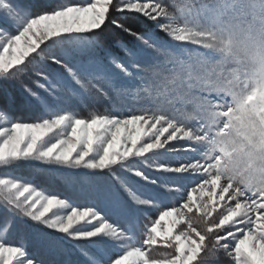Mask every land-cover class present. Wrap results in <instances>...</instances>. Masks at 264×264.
<instances>
[{
  "label": "snow or ice",
  "instance_id": "6c2138e0",
  "mask_svg": "<svg viewBox=\"0 0 264 264\" xmlns=\"http://www.w3.org/2000/svg\"><path fill=\"white\" fill-rule=\"evenodd\" d=\"M241 35L264 43V0H0V264H264V74L241 73ZM195 63V119L149 101Z\"/></svg>",
  "mask_w": 264,
  "mask_h": 264
},
{
  "label": "clouds",
  "instance_id": "9594fccd",
  "mask_svg": "<svg viewBox=\"0 0 264 264\" xmlns=\"http://www.w3.org/2000/svg\"><path fill=\"white\" fill-rule=\"evenodd\" d=\"M238 39L242 49L241 73L264 74V43L259 49L257 47L245 49L246 37L241 35ZM211 74V68L205 67L202 63L185 64L168 72L160 71L149 85L148 99L158 108L175 109L177 117L184 121L195 119L198 105L202 101L193 94V89L199 88Z\"/></svg>",
  "mask_w": 264,
  "mask_h": 264
},
{
  "label": "rangeland",
  "instance_id": "374dc122",
  "mask_svg": "<svg viewBox=\"0 0 264 264\" xmlns=\"http://www.w3.org/2000/svg\"><path fill=\"white\" fill-rule=\"evenodd\" d=\"M49 2H55V0H49ZM72 2H78V0H72ZM152 23V22H150ZM116 51H119V50H116ZM28 83H31V81H27ZM105 107V105H98V109L97 110H103ZM79 115L81 116H84V117H87L88 115H90V112L85 109L84 107H80L79 108ZM44 177L41 176V177H38L37 178V183H39L40 185L42 186H46V182H50L49 180L47 181V179H43ZM42 179V180H40ZM61 186V187H60ZM60 186L58 188H49V191H59L62 195H65L67 197H69L70 199H72L73 201H76V202H83L85 200V197L82 196L80 194V192L74 188H68V187H65L64 185L60 184Z\"/></svg>",
  "mask_w": 264,
  "mask_h": 264
},
{
  "label": "trees",
  "instance_id": "16d2710c",
  "mask_svg": "<svg viewBox=\"0 0 264 264\" xmlns=\"http://www.w3.org/2000/svg\"><path fill=\"white\" fill-rule=\"evenodd\" d=\"M43 179H47V178L44 177ZM40 180H42V179H40ZM47 181H48V179H47ZM45 183H46V186H48V187H50V188H54V189H55V188H58V187L60 186L59 183H57L56 186H54V187L52 186L51 182H46V181H45ZM60 187H61V186H60Z\"/></svg>",
  "mask_w": 264,
  "mask_h": 264
}]
</instances>
